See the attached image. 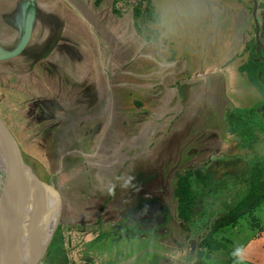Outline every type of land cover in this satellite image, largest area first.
<instances>
[{"label":"crops","instance_id":"crops-1","mask_svg":"<svg viewBox=\"0 0 264 264\" xmlns=\"http://www.w3.org/2000/svg\"><path fill=\"white\" fill-rule=\"evenodd\" d=\"M0 1V21L7 29L6 52L17 47L25 15L30 7L35 9L31 40L23 55L12 59L29 63L2 66L19 75L14 83H23L20 79L34 74L44 59L52 63V68L43 65L47 84L29 85L33 91L36 86H48L32 98L35 111L49 120L41 125L43 130L50 128L54 134L60 127L57 160L67 149H74L69 154L75 155H69L58 172L71 174L69 179H73L68 190L60 191L62 195L68 192L69 198L63 203L65 210H60L65 230L52 237L59 259L69 264H104L108 256L103 254L128 240L130 255L124 264H135L142 253L147 255L144 264L157 257L158 264H185L186 233L175 218L176 174L221 152L228 130L221 96L229 79L222 66L232 64L227 59L229 51L234 52L248 37L246 48L255 41L257 30H263L264 0H225L224 32L239 15L238 38L221 37L219 15L214 12L209 20V14L202 11L191 40L188 32L186 37L181 31L184 38L178 47L169 35L171 45L164 52L179 48L175 57L159 55L157 44L150 41L152 33L146 39L137 34L131 9L120 17L114 15L112 0H105L108 7L104 10L102 0ZM197 3L205 4V0ZM205 41L212 51L210 65L199 60L201 54H191ZM217 46L222 52L214 55ZM55 67L65 70L57 89L50 88L49 78ZM236 71L231 75L234 80ZM74 195L83 196V203L75 205ZM73 210L83 211L84 219L70 218ZM137 213H143L146 226L158 228L154 236H129V224L123 220L136 218ZM141 240L145 243L142 250L135 251Z\"/></svg>","mask_w":264,"mask_h":264},{"label":"rangeland","instance_id":"rangeland-1","mask_svg":"<svg viewBox=\"0 0 264 264\" xmlns=\"http://www.w3.org/2000/svg\"><path fill=\"white\" fill-rule=\"evenodd\" d=\"M14 1L20 3L19 0H14ZM151 1L155 9V14L157 13L156 15L157 17L159 15V17L157 18L156 23L148 24L149 32L152 33V37L150 38V41L152 40V43L157 44L159 48L158 50L160 56H164V55H173L174 57L175 55L178 56L179 48L178 51L176 52L170 50L164 52V49L165 48L168 49L167 45L169 44L171 45L172 40H175L176 41L175 44L179 45L181 43V40L183 41L184 38L182 35H185L186 32H188V34L190 35V40H191L193 30L196 29L197 27L196 25L198 23V20L196 19L199 16V14H201L202 11L209 14L208 17L209 20L212 19L213 17L212 15H214L213 14L214 12L216 13V16L219 15V17H217L219 19L217 29L219 30L221 37H225L224 36L225 34L226 37L229 36L230 39L235 37L236 38L240 37L239 32L237 31V24L241 23L240 21L241 19L239 18V15H237V18L235 22H233V25L229 28V31L224 32V26L226 24V21L223 15V6L225 4V0H214L215 2L213 3H209L210 0H205V4H198L197 3L198 0H151ZM0 2L2 3L3 1ZM101 5H102V9L104 10L106 7H108V2L102 0ZM187 7H189L188 10ZM30 10H32V8H30L27 11L25 15V20ZM127 10H130V8H128ZM250 15H251L250 17L252 18V14ZM204 21H206V19ZM181 31H183L182 35H181ZM22 33H23V29L21 32V36ZM234 33L235 35H233ZM169 35L173 38L172 40L170 39L171 37ZM21 36L18 38V41H20ZM140 36L141 37L145 36L144 38L146 39L148 35L144 33L143 35ZM187 36L188 35L186 34V37ZM248 39H249L248 37L243 39L242 46L241 45H240L241 47L239 46L241 49L238 47L234 52L229 51L227 59L229 58L232 59L231 66H229L227 63L225 64V66H222V69L228 72L225 75L226 78H229L224 88L226 92L225 94L223 93V96H221L225 98V100L222 99L223 101H225L224 102L225 110H226V111L224 110L225 112H227V110H231L234 108L247 109L249 107H252L254 104H256L260 99L259 93L253 88V86L247 81V79L238 70L237 71L235 70L237 64H240L242 61L245 62L246 60L247 53L246 50L244 49L246 43L248 42ZM7 40H8L7 29L5 28V25H3V22L0 21V53H6L5 49L7 50L8 46L5 45V43ZM186 42L187 41H185V43ZM145 43H147V41H145ZM178 47H180V45ZM213 51L215 55L216 53L222 52V49L220 48V50H218V46H217V50L214 49ZM23 53L21 55H23ZM192 53L195 56H199V54H201V56H199L201 58L198 57L199 60H201V62H203L204 65L206 63L210 65L209 63H211L210 56L212 54V51H210L209 43L206 44L205 41L200 50H198L195 53L194 51H191V54ZM221 62H223V60ZM28 63L29 61H27L26 59L8 60V61L0 62V121L10 130L11 135L13 136L17 146L19 147L21 158L23 159L24 163L29 167L34 177H36V179L41 184L48 186L50 189H52L56 196H57L56 193L59 194L60 200L58 203H59V208L61 210L63 203H66L69 197H68V192L66 193V195H62L60 191L62 189L64 191L68 190L70 188V183L73 182L71 180L73 179L71 180L69 179V177H71V174L69 176L66 173L58 174V172L59 170L64 168V161H66L68 156L75 155V154H69L74 152L73 151L74 149L72 148L67 149L68 152L67 151L65 152L66 155L63 154V156L60 157L59 160H57V158L55 157V154L57 153L56 141L60 127L57 128L54 134L50 128L47 129L46 131L43 130V127L41 125L43 124L46 125L47 122H49V120L46 121L47 116L44 117H42L41 115L39 116L38 115L39 111L38 110L37 112L35 111L36 103L35 100L32 98L35 95H40L41 93L44 92V90L47 91L46 89H48V86H45L43 88L44 90L41 87L36 86L35 91H33L32 86L29 85L33 84V82L35 83L41 82L40 84L44 83L47 77L46 76L47 71L46 69L43 68V65L45 63V66L52 68V63L47 62L44 59L43 63H41L39 66H36V70L34 74L24 75V77L20 79L21 81L23 80V83H14V81L19 80L18 79L19 75L17 73H11L10 70H6L5 68H3V66L7 68L23 67V66H27ZM64 67L68 68L67 66ZM195 68H197V66H195ZM34 69H35L34 66L30 67L28 69V73ZM51 71H53L54 74L51 77H49L50 88L57 89L58 87H60V82L63 79V74L65 73V70H60V67H55L51 69ZM235 71H236V76L234 80L233 78H231V75L233 72L235 73ZM10 76H12V78ZM226 103L228 104V107ZM38 117L40 124L37 121ZM75 135H77V133H75ZM225 137H227V135ZM226 142L227 140L225 139L223 146L220 149L221 152L219 153L222 152L230 153L236 150L237 147L235 141H232L231 143H229V145ZM232 153L236 155L235 152ZM235 168L236 169L233 170H230V168H228L227 171L232 172L233 174H238L244 168V165L243 163H238L236 164ZM224 172L225 170H223L221 174H223ZM206 182L208 183V180H206ZM237 187H238L237 181L236 180L234 181L233 179L229 178V179H223L221 184H217L216 187L211 189L209 188L213 194H210V192L208 194L205 193L204 190H199L200 193L198 195L199 197L198 199L201 200L202 202L200 209L203 212H200V216L197 221L198 226L199 224L204 225L209 230V226L215 220L214 218L215 213L216 214L219 212L221 213L222 210H225L226 207H228V205L230 206V203L235 204L236 202H238L240 200V196L238 194L239 191L237 192L236 190ZM4 190H5L4 186L0 184V228H4L3 230L6 231L9 230L7 227H9L12 224L13 220L10 218L11 214L8 217L6 210V206L10 204L11 197L9 194H6ZM31 196H32V204L36 213L37 221L41 222L44 220V214L38 210L33 195L31 194ZM71 197L73 198L75 205H80L83 203V196L74 195ZM216 208L217 209L220 208L218 212H215L217 210ZM63 210L65 209L63 208ZM61 215L62 213L60 214L59 223L54 232L56 233L55 234L56 236H59V234L65 230L64 228L65 224L63 223L61 224L62 222L61 220L63 219ZM69 215L70 218L72 217L77 219L78 218L84 219L83 216L84 212L80 210L78 211L73 210V212H71ZM147 215L151 217L153 216V213ZM143 216H144L143 213L139 214L138 219L142 218ZM253 218L257 222L256 227H253L251 225ZM253 218L240 220L237 222L235 226L220 230L218 234L215 236V238L217 241H221L222 243H224L225 249L210 254L209 257L205 259L206 263L207 264H264V206L258 209L254 213ZM48 224L49 222H47L45 228L48 226ZM196 233L198 234L194 237H191L188 242L185 241L186 244L184 246V249H186V254H187V258H186L187 261L185 264H198L197 245L200 239L207 234V231L204 228H199L198 230H196ZM2 235L4 236L3 233ZM141 241L142 242H140V244H136L134 246L135 251L138 250L139 248L141 249V247L145 244L143 240ZM56 246L57 245H53V241L51 239V242L47 248L48 249L47 254L45 253L44 257L42 258L39 264L67 263L68 260L65 263L63 259H59L58 255L56 254L57 251ZM130 246L131 243H129L128 240L126 241L124 240V242L119 241L118 246L116 248L112 249V251L109 253L103 254L104 256H108L107 258L103 259L105 260L104 264L127 263V258L130 255L129 252ZM150 246L153 247V244ZM155 248L156 251L159 252V248H160L159 244L157 245L155 244ZM164 250L165 252H167L166 254L168 255L169 254L168 249L164 248ZM67 251L68 250L66 249V253ZM146 257L147 255L145 253H142L140 259H137L135 264H144L146 261L145 260ZM150 259H149L150 264H154V262L155 264L159 263L158 257L156 260H150Z\"/></svg>","mask_w":264,"mask_h":264},{"label":"trees","instance_id":"trees-1","mask_svg":"<svg viewBox=\"0 0 264 264\" xmlns=\"http://www.w3.org/2000/svg\"><path fill=\"white\" fill-rule=\"evenodd\" d=\"M151 2V0H112V13L120 17L130 8L135 31L139 35L147 34L148 24L157 22V15ZM245 50L247 59L238 71L259 93L260 99L252 107L234 108L227 110L225 114L228 127L226 143L229 145L235 141L237 148L232 152L236 155L232 152L211 155L204 163L193 165L176 174L175 218L185 230V241L188 242L191 237L196 236L199 233H196V230L199 228L207 231L197 245L198 264H207L205 259L210 254L225 249L224 243L215 238L220 230L233 227L240 220L253 218L254 213L264 206V28L259 33L258 41L252 40ZM238 163L244 165L241 172L233 174L227 171L228 168L236 169ZM223 170L225 172L221 174ZM229 178L237 181L236 190L239 191L240 200L235 204L230 203V206L228 205L221 213H215V220L209 226V230L204 225L198 226L200 212H203L200 209L202 202L198 199L199 190L213 194L210 189L221 184L223 179ZM145 221L147 220L137 217L123 220L124 223L129 224L130 237L154 236L158 228H149L144 224ZM256 224L253 218L251 225L256 227Z\"/></svg>","mask_w":264,"mask_h":264},{"label":"water","instance_id":"water-1","mask_svg":"<svg viewBox=\"0 0 264 264\" xmlns=\"http://www.w3.org/2000/svg\"><path fill=\"white\" fill-rule=\"evenodd\" d=\"M34 15L35 11L33 9L30 10L24 22L23 33L17 47L10 52L0 53V62L14 59L25 50L31 39ZM258 35L259 32L257 30L256 42L258 41ZM0 127L6 132L10 146L15 149L14 151L11 150L10 146L0 141V177L7 178L10 182H15L23 189H26L27 193H31L36 207L44 214V220L35 223L33 228L21 233L14 232L6 236L4 235L0 241V264H19L18 259L21 253L24 254V247L28 248L25 264H39L47 251L59 223V203L54 191L48 186L41 184L31 173L29 167L21 158L19 147L10 130L1 121ZM47 222H49L50 227L45 232L44 228ZM40 230H43V233L39 237Z\"/></svg>","mask_w":264,"mask_h":264},{"label":"bare ground","instance_id":"bare-ground-1","mask_svg":"<svg viewBox=\"0 0 264 264\" xmlns=\"http://www.w3.org/2000/svg\"><path fill=\"white\" fill-rule=\"evenodd\" d=\"M16 3V2H15ZM0 141L7 146H10V141L6 132L0 127ZM11 150H15L14 147L10 146ZM0 184L4 186V192L10 195V204L6 206L8 217L11 214L12 224L7 227L9 230L4 231V228H0V241L4 237L2 233L6 236L10 233L23 232L33 228V225L37 223L36 213L32 204L31 193H27L26 189L17 185L13 181H9L7 178L0 177ZM15 209V211H14ZM13 210V211H12ZM3 211V210H2ZM6 215V214H5ZM2 217V216H1ZM4 219V218H3ZM9 219V218H8ZM40 227V225H39ZM50 224L44 229L45 232L48 231ZM42 229V227H41ZM43 230L39 231V237L42 235ZM23 249V248H22ZM28 248L24 247V254L21 253L19 256V264H25L26 251Z\"/></svg>","mask_w":264,"mask_h":264},{"label":"flooded vegetation","instance_id":"flooded-vegetation-1","mask_svg":"<svg viewBox=\"0 0 264 264\" xmlns=\"http://www.w3.org/2000/svg\"><path fill=\"white\" fill-rule=\"evenodd\" d=\"M30 8H32V9L35 11V9H34L33 7H30ZM30 8H29V9H30ZM29 9H28V10H29ZM34 18H35V16H34ZM33 23H34V21H33ZM32 30H33V29H32ZM30 40H31V39H30ZM27 46H28V45H27ZM27 46H26V48H27ZM26 48H25V50H26ZM13 50H14V49H13ZM25 50H24L23 52H25ZM8 52H10V51H8ZM23 52H22V53H23ZM6 53H7V52H6ZM22 53H21V54H22ZM20 56H22V55H20ZM20 56H18V57H20ZM18 57H16V58H18ZM14 59H15V58H14ZM11 60H12V59H11ZM139 214H141V213H137V214H136L137 218H139V217H138Z\"/></svg>","mask_w":264,"mask_h":264}]
</instances>
